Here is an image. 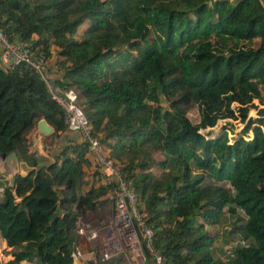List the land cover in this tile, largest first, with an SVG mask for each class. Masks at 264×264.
Wrapping results in <instances>:
<instances>
[{
    "label": "trees",
    "instance_id": "16d2710c",
    "mask_svg": "<svg viewBox=\"0 0 264 264\" xmlns=\"http://www.w3.org/2000/svg\"><path fill=\"white\" fill-rule=\"evenodd\" d=\"M0 30L77 91L161 264H264V119L245 120L252 101L264 106L262 0H0ZM40 118L53 128L49 158L30 151ZM222 119L243 123L231 142L198 133ZM10 151L30 169L10 186L0 175L5 264H71L76 222L98 215L112 186L24 64L0 65V154Z\"/></svg>",
    "mask_w": 264,
    "mask_h": 264
},
{
    "label": "built area",
    "instance_id": "2783aa9c",
    "mask_svg": "<svg viewBox=\"0 0 264 264\" xmlns=\"http://www.w3.org/2000/svg\"><path fill=\"white\" fill-rule=\"evenodd\" d=\"M24 64L34 70L45 84L51 98L63 113L67 131L76 133L94 158L98 173L112 186L109 193L110 211L96 221L76 222L75 250L71 258L93 263L121 259L124 264H143L145 259L152 264H161V256L151 241L154 231L141 218L136 207V194L126 185L123 176L101 149L98 140L90 133V126L78 107L77 91L54 85L47 68V57L34 53L31 47L10 41L0 30V65L6 70ZM0 173H3L0 161ZM84 240L86 249L77 243Z\"/></svg>",
    "mask_w": 264,
    "mask_h": 264
},
{
    "label": "rangeland",
    "instance_id": "374dc122",
    "mask_svg": "<svg viewBox=\"0 0 264 264\" xmlns=\"http://www.w3.org/2000/svg\"><path fill=\"white\" fill-rule=\"evenodd\" d=\"M83 26L84 24L80 25L79 28L77 29V34L80 35L82 30H83ZM219 41L222 43V45H225L227 43V36L225 35H220L219 37ZM249 43H251L253 46L255 45L254 41H249ZM53 60V57L50 58ZM73 88V87H72ZM262 93L264 94V88H262ZM78 100H80V97H78ZM253 102V107H250V109H254L255 111L263 108L264 106H260L258 105L257 101L254 100ZM164 103H162L163 105ZM189 115L191 117L192 120H195L196 116V112L195 109H190L188 110ZM252 120V118H251ZM254 121V119L252 120ZM243 123L239 122L238 119L235 120H227V119H222V120H218L215 125L213 127L210 128H205V129H201L199 130V134L207 139V138H212L214 136H216L217 134L225 131L227 134V139L231 142L233 138L237 137L240 129L242 128ZM253 125V124H252ZM250 134V133H249ZM49 140H45L44 143L46 144ZM152 158L154 159H158L159 157L157 155L151 154ZM1 188V185H0ZM0 193H1V189H0ZM104 210H106V207H104ZM104 213L101 214V212L98 213V215H94V213H88L86 218L88 221H96L99 217H102L103 215H105L107 212L103 211ZM82 241L79 242V244L77 243V246H79L81 249H86V242L82 239H80ZM10 248L5 246L4 241L0 238V264H5L8 260H11L12 257L10 256ZM121 260V259H119ZM122 261V260H121ZM114 264H120L117 260H113ZM20 264H28L25 262H20Z\"/></svg>",
    "mask_w": 264,
    "mask_h": 264
},
{
    "label": "water",
    "instance_id": "95a60500",
    "mask_svg": "<svg viewBox=\"0 0 264 264\" xmlns=\"http://www.w3.org/2000/svg\"><path fill=\"white\" fill-rule=\"evenodd\" d=\"M264 7V0H262ZM252 118L254 120L264 119V110L261 112L255 111L254 109H248L246 112V119ZM53 133V128L43 118L36 121L33 131L29 135L31 141L32 152L37 151L40 156L45 155L44 148L42 146L41 138L49 136ZM0 161L4 168V175L7 179V184L11 185V179L15 174H19V161L14 151H10L7 154H0ZM71 264H77V261L72 259Z\"/></svg>",
    "mask_w": 264,
    "mask_h": 264
},
{
    "label": "crops",
    "instance_id": "0c3cea01",
    "mask_svg": "<svg viewBox=\"0 0 264 264\" xmlns=\"http://www.w3.org/2000/svg\"><path fill=\"white\" fill-rule=\"evenodd\" d=\"M32 131H33V130H32ZM51 135H52V134H51ZM51 135L46 136V137H42V138H41L42 146H43V148H44V152H45V155H44L45 158H49V156H48V153L45 151V143H44V141H45V140H49L47 143H49L51 146H53V144L50 143L51 139L49 138ZM66 138H67V137H66ZM62 142H63V139L59 137V139L57 140L58 146H61ZM47 143H46V144H47ZM30 151L32 152V150H31V145H30ZM33 153H35V154L38 155V156L41 155V154H39L37 151H34ZM88 155H89V154H88ZM89 156H90V157L92 158V160L94 161V158H93V156L91 155V153H90ZM42 157H43V156H42ZM19 165H20V166H19V172H20V174H24L28 169H30V168H28V167L22 166L21 163H19ZM105 207H106V210H104V208H103L102 211H101V214L104 213L103 211H106L107 213H108V211H110L111 204H110V201H109V200L107 201V205H106ZM22 262H23V261H22Z\"/></svg>",
    "mask_w": 264,
    "mask_h": 264
},
{
    "label": "clouds",
    "instance_id": "9594fccd",
    "mask_svg": "<svg viewBox=\"0 0 264 264\" xmlns=\"http://www.w3.org/2000/svg\"><path fill=\"white\" fill-rule=\"evenodd\" d=\"M79 101V100H78ZM2 167H3V165H2ZM3 170H4V168H3ZM0 175H3L4 176V178H5V175H4V171H3V173H0ZM1 189V188H0ZM100 218V217H99ZM76 240V239H75Z\"/></svg>",
    "mask_w": 264,
    "mask_h": 264
}]
</instances>
